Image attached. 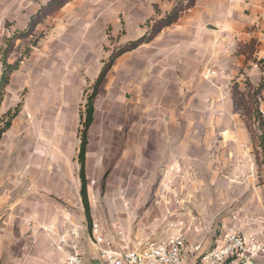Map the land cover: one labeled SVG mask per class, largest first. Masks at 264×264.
Here are the masks:
<instances>
[{
	"label": "rangeland",
	"instance_id": "374dc122",
	"mask_svg": "<svg viewBox=\"0 0 264 264\" xmlns=\"http://www.w3.org/2000/svg\"><path fill=\"white\" fill-rule=\"evenodd\" d=\"M48 1L14 0L10 6L0 0V57L12 42L7 61L18 62L8 83L0 85V127L11 121L10 115L24 102L31 119L60 121L64 141L60 145L71 158L79 150L87 99L93 96V121L86 130L85 148L91 223L85 221L84 225L90 242L94 243L95 223L104 242L115 248H130L147 239L140 234L145 229H153L157 235L183 229L190 238L203 237L204 241L216 237L224 225L249 229L253 224L250 217L264 213V148L258 142L250 150L252 186L239 180L243 175L215 174L212 158L191 157L177 172L150 173L141 167L139 153L123 147L131 146L130 138L139 134L143 107L151 98L149 41L114 55L122 46L147 37L151 26L165 15L163 3L174 6L178 0L153 2L159 8L151 16L142 14L151 0H70L23 37L21 33ZM18 34L17 39L12 38ZM247 79L234 81L244 94ZM185 96L202 105L196 92ZM254 109L256 112V101ZM254 119V133L259 135L263 127ZM206 130L196 127L202 137ZM212 140L210 149L217 144L215 135ZM204 150L200 146L190 151L203 155ZM253 198L262 206L251 204Z\"/></svg>",
	"mask_w": 264,
	"mask_h": 264
},
{
	"label": "crops",
	"instance_id": "0c3cea01",
	"mask_svg": "<svg viewBox=\"0 0 264 264\" xmlns=\"http://www.w3.org/2000/svg\"><path fill=\"white\" fill-rule=\"evenodd\" d=\"M5 1L12 6L14 0ZM153 2L157 0L149 1L142 14L158 11ZM171 6L163 3V12ZM240 45H253L249 58L237 52ZM148 48L151 98L143 107L139 134L130 138L131 146L123 147L139 153L141 167L150 173L177 172L191 157L212 158L215 174L243 175L239 180L252 186V141L231 91L235 80L248 78L249 89L264 76V0H195L149 41ZM188 92H196L202 105L187 101ZM19 108L0 138V264H67L40 229L46 223L56 224L58 230L77 224L85 262L101 264L84 225L88 221L80 197L79 150L66 156L58 119H31L24 102ZM197 126L207 127L205 137L196 132ZM213 135L217 144L210 149ZM200 146L205 148L203 155L191 154V147ZM87 162L85 153V179ZM251 204L262 206L256 198ZM261 214L250 217L253 224L246 231L238 229L258 233L264 240ZM153 232L145 229L140 234L168 235ZM218 234L207 241L187 237L209 247ZM258 264H264V255Z\"/></svg>",
	"mask_w": 264,
	"mask_h": 264
},
{
	"label": "built area",
	"instance_id": "2783aa9c",
	"mask_svg": "<svg viewBox=\"0 0 264 264\" xmlns=\"http://www.w3.org/2000/svg\"><path fill=\"white\" fill-rule=\"evenodd\" d=\"M256 113L264 128V85L256 99ZM40 229L51 239L54 248L63 253L67 264H87L79 246L77 227L41 224ZM94 244L101 264H258L264 255V240L258 233H243L237 227L225 225L215 242L190 241L186 231L179 229L166 236L142 239L133 247H111L95 223L92 227Z\"/></svg>",
	"mask_w": 264,
	"mask_h": 264
},
{
	"label": "trees",
	"instance_id": "16d2710c",
	"mask_svg": "<svg viewBox=\"0 0 264 264\" xmlns=\"http://www.w3.org/2000/svg\"><path fill=\"white\" fill-rule=\"evenodd\" d=\"M70 0H49L47 5L45 7H41L39 9V12L35 15L31 22L29 23L27 29L21 33L24 36H29L32 33V30L34 28V25L41 19L45 18L48 16L51 12L53 11H58L61 9L66 3H68ZM195 0H178V2L171 7V9L165 13L164 16H162L160 19L156 21L154 25L151 26L150 32L148 33L147 37H140L130 43H128L125 46H122L119 48L114 55V57L117 54H122L126 51H130L143 42L150 41L161 29L171 25L172 23L176 22L178 18L188 10L190 7L193 6ZM20 34V35H21ZM21 35V36H22ZM19 37V34L16 37H12L14 39H17ZM11 41V40H10ZM9 41V42H10ZM13 48V43H9L7 48L4 50L3 54L0 57L1 61V82L0 85L4 86L5 84L8 83L9 76L13 73L18 68V62L14 63H8L7 57L12 51ZM253 51V45L249 46H244L240 45L237 52L238 53H243L247 55V58L251 56V53ZM108 70V64L105 65L100 72L99 78L101 79L106 71ZM264 85V76L261 78L260 82L256 86H249L248 91L244 94L241 91H239L238 86L236 83H233L232 85V96L234 99V102L236 104L237 110L240 112V115L243 117L244 123L246 125V128L250 134L252 145L255 147L256 142H258L259 145H262L264 148V129L262 128V122L258 116V114L255 112L254 109V103L256 101L257 95L261 92L262 88ZM241 110L243 112H241ZM18 112V107L14 110V112L10 115L11 118L16 115ZM254 116L255 122L258 123V127L262 128V131L259 135H256L253 129V125H255L252 121V118ZM93 121V96L90 95L87 99L86 103V113H85V120L83 123V131L81 133V141L79 145V151H78V161L80 163V179H81V186H80V197L82 200V204L85 210V215L88 221V224L90 225L91 223V216L89 212V201H88V195H87V189H86V179H85V174H84V160H85V148L87 144V139H86V130L88 126L92 123ZM10 125V121H7L3 127H0V138L2 133L8 128ZM264 155V151H263Z\"/></svg>",
	"mask_w": 264,
	"mask_h": 264
}]
</instances>
